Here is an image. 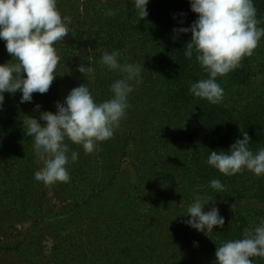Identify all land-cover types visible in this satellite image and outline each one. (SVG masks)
Masks as SVG:
<instances>
[{"label": "trees", "instance_id": "16d2710c", "mask_svg": "<svg viewBox=\"0 0 264 264\" xmlns=\"http://www.w3.org/2000/svg\"><path fill=\"white\" fill-rule=\"evenodd\" d=\"M254 4L264 27V0ZM57 8L72 24L55 45L61 59L49 92L23 104L20 92H6L0 109V234L37 211L17 245L0 243V264H214L222 242L242 238L264 218V175L244 169L226 176L206 163L212 150H229L245 132L254 153L264 148V37L240 67L217 77L224 99L213 105L189 93L191 83L207 78L195 51L185 56L191 33L173 39L174 28L197 18L189 0H149L144 19L129 0H57ZM114 50L121 63L142 67L119 128L90 154L66 141L79 153L67 165L70 180L36 182L42 165L24 122L39 118L35 105L55 114L81 84L97 103L111 98L110 85L122 75L100 60ZM7 62L17 61L0 40V64ZM81 63L94 74L77 71ZM213 179L223 192L210 187ZM197 194L215 200L225 219L209 236L183 222ZM52 198L61 200L54 214L46 211Z\"/></svg>", "mask_w": 264, "mask_h": 264}, {"label": "clouds", "instance_id": "9594fccd", "mask_svg": "<svg viewBox=\"0 0 264 264\" xmlns=\"http://www.w3.org/2000/svg\"><path fill=\"white\" fill-rule=\"evenodd\" d=\"M129 3L140 19L148 16L149 0H129ZM189 3L197 18L190 27L174 28L173 39H178L181 33H191L185 56L191 59L195 51L197 62L207 73V78L191 83L189 93L213 105L219 104L224 99V89L217 77L237 69L245 56L253 55L264 37V27H258L261 20L257 18L254 0H189ZM106 14L115 13L109 9ZM71 24V17L62 16L58 10L57 0H0V40L17 61L0 64V109L6 92L13 95L20 92L21 104L33 102L34 94L49 92L61 59L55 45L70 36ZM119 56V51L114 50L105 52L100 60L107 69L122 75L110 85L111 98L97 103L89 87L81 84L71 89L62 105L56 106L55 114L41 111L40 105H35L39 118L29 117L24 127L25 135L34 140V151L42 165L34 173L36 182L49 186L70 180L67 165L70 160L75 162L79 153L72 151L66 141L82 146L85 154H90L98 142L114 136L130 107L132 82L139 83L142 79L141 65L121 63ZM77 71L85 76L94 74L95 69L81 63ZM242 136L227 151L212 150L206 163L226 176L244 169L258 177L264 175V148L254 153L249 147L251 137L247 132ZM210 187L217 193L224 191L219 179L211 180ZM209 202L212 206L206 210ZM185 216L190 217L183 221L185 225L207 236L214 227L223 228L225 224L215 200L199 194ZM215 257L214 264H254L252 258H264V218H259L254 228H245L242 238L222 242Z\"/></svg>", "mask_w": 264, "mask_h": 264}, {"label": "rangeland", "instance_id": "374dc122", "mask_svg": "<svg viewBox=\"0 0 264 264\" xmlns=\"http://www.w3.org/2000/svg\"><path fill=\"white\" fill-rule=\"evenodd\" d=\"M60 208H61V200H56L55 198H52L48 201V206L46 207V211L54 214L57 213ZM36 212L37 211H35L34 209L33 211L30 212L28 218L22 219L20 223L22 225L19 226V228L11 224L10 226H6L4 229H2L1 230L2 233L0 234V243L8 241V242H12L14 246L17 245V242L21 239L23 235L22 234L23 231L25 229H28L33 224V220L37 216ZM23 225L24 227L22 228ZM47 245H48V250H51L52 244L50 239L47 240ZM8 260H13V259L8 258Z\"/></svg>", "mask_w": 264, "mask_h": 264}]
</instances>
